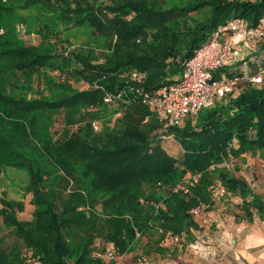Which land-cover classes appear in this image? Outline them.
Wrapping results in <instances>:
<instances>
[{
	"label": "trees",
	"instance_id": "obj_1",
	"mask_svg": "<svg viewBox=\"0 0 264 264\" xmlns=\"http://www.w3.org/2000/svg\"><path fill=\"white\" fill-rule=\"evenodd\" d=\"M35 4H42L54 14L42 25L45 37L57 34L60 26L70 29L89 24L108 41L101 57L92 50L59 53L10 38L0 42V59L11 61L16 74L31 77L57 66L55 60L65 57L63 63L77 65L75 71L67 69L70 74L88 83L82 90L62 83L61 95L40 94L32 98L13 95L0 86V169L15 166L28 172L27 191L32 193L35 206L33 219L24 221L17 217L18 211L24 210V200L1 197L0 213L23 240L33 260L40 264H106L96 253L108 243L121 256L131 252L135 240L150 230L156 229L162 237L168 232L192 236L191 230L200 225L191 210L201 205L210 209L217 181L242 198L239 206L249 221L255 213L264 219L261 195L244 176L220 166L231 155L248 152L259 151L264 160V80L255 83L248 79L245 87L238 84L233 94L200 110L193 125L184 121L169 127L166 134L181 144L182 158L165 149L155 113L135 97V91H128L132 98L129 102L104 99L107 93H118L128 85L154 92L176 82L184 71V61L221 24L242 17L249 25H257L264 16V0L22 3L23 7ZM14 9L0 0V14ZM263 40L249 41L245 47ZM250 60L245 56L243 64L249 65ZM260 70L264 68L255 67L254 74ZM132 71L144 73L143 82L132 80ZM215 76L220 77V71ZM104 113L109 117L95 132L92 122L101 120ZM56 115L65 122L61 132L55 131ZM42 120L49 122L41 125ZM76 162L83 166L86 201L97 216L70 244L64 239V224L71 221L65 214L70 207L60 208V204L76 171ZM48 163L58 171L52 181H48L51 172L45 170ZM188 172L200 174L198 181L189 192L174 190ZM149 187H164L166 193L157 196L148 191ZM152 201L163 202L164 207ZM97 202L102 204L98 213ZM240 216L236 213V220ZM162 248L156 246V252L163 254ZM27 260L18 246H0V264H28Z\"/></svg>",
	"mask_w": 264,
	"mask_h": 264
},
{
	"label": "rangeland",
	"instance_id": "obj_2",
	"mask_svg": "<svg viewBox=\"0 0 264 264\" xmlns=\"http://www.w3.org/2000/svg\"><path fill=\"white\" fill-rule=\"evenodd\" d=\"M25 1L26 0H2L5 5H12L15 7V9L12 12H4L0 14V25L2 28L0 31V42L6 38H10L26 46H36L45 50L51 49L53 52L59 53H67L68 51L87 52L92 50L95 54L100 55V57L101 53L107 49L106 42L108 41V38L95 32V30L89 24L74 25L70 29L60 26V31L57 34L55 33L51 34L49 37H45L43 35V31L41 30L42 25L47 22L48 19L54 14L47 10L42 4L23 7L22 3ZM49 23L51 22L49 21ZM253 43L254 44L252 45H248L247 48L245 47L246 45L244 48L242 45L241 49L239 50L238 61L235 62V65H240L241 72H237V74L233 73L232 76L244 75V73L247 71V75H249L251 78L252 74L254 75L255 67L260 66L264 68V40ZM261 44H263V46ZM247 55L248 58H251L249 65L248 63L243 64V60ZM58 58L59 60H55V64L57 66L45 68L40 73H34L31 77H29L27 74H16L12 70L11 61L0 59V86L6 88V90L13 95H26L28 98H32L40 94H53L56 96L61 95L63 90L61 89V86L59 87V85L62 83L71 84L75 90H82L86 88L88 83H86L84 79L78 78V76L74 73L73 75L70 74V72L67 70L70 69L75 71L77 67L76 63L73 62L68 66L66 63H63V59L65 57ZM251 61L253 62V65L251 64ZM232 69L233 68L231 65H227L221 68L219 71L220 74L225 73L226 75H231L230 73ZM240 80L241 79H239V81ZM104 114L103 116L100 115V118H102L101 120H94L99 121L101 127L109 117L108 115ZM55 117V131L61 132V130L64 128L65 122L61 116L56 115ZM196 120L197 114L186 118L184 121H189L193 125L195 124ZM48 122L49 120H42L40 124L43 125V123L46 124ZM70 127L71 125L68 126V128ZM162 144L170 154L178 158H182L184 150L181 144L174 138V136L162 137ZM263 163L264 160L260 157V152L257 151L254 153H243L239 156L231 155L230 159L227 160L226 163L224 162L220 164V166H225V169L234 175H246L252 188H254L264 200ZM75 167L76 171H74L73 176L70 177L71 181L69 187L65 190V192H63V203L60 204V208L70 207V211L65 215L67 216V219L71 221H67L64 224V239L70 244L74 243L78 239L79 234H81L83 230L90 226L93 219H95L97 216V214L90 209L86 201V189L82 175L83 166L81 163L76 162ZM45 170L51 172L48 181L55 180L56 173L58 172L56 166L48 163ZM190 173L191 172H188L187 174ZM28 183L29 174L26 170L15 166H5L0 169V198L5 197L9 199L24 200V210L18 211L17 213L18 219L24 221H30L33 219L35 209L34 204L31 202L32 193L27 191ZM216 183H218V181ZM150 190L157 196H163L166 193L164 187H149L148 191ZM232 195L234 194H229L227 190L226 193L220 194L217 189L213 187V204L210 206V209L205 208L206 206L202 205L203 210L199 213V215L196 216L200 228L192 229V236H186L185 233L181 237L178 235L180 242L182 241L181 246L177 245V247H167L162 245L164 238L172 232H168L162 237L159 234V231L157 232L156 229H154L155 231L150 230V232H148L146 235L140 236V238L135 240L132 246V254H130L127 260L124 262L131 264L132 261H138L137 258L142 256L152 255L150 258L152 259V257H155L158 254L173 255L179 251H202V249L210 250L208 246L211 247L212 251L213 246L219 247L220 245L215 243L214 240L215 236L218 234L219 228L213 220V211L217 210L220 206L227 207L229 204H231V206L233 205V213L238 212L240 213L241 218L248 220L244 216V211L240 208V206L234 203ZM140 200L141 202H144L143 197H141ZM155 203L156 202L152 201V204L156 205ZM161 205L164 207L163 202ZM95 208L97 213L100 212L102 209V204L97 202ZM251 224L252 222L248 221V231L249 228H251ZM149 240L150 242H148ZM225 242L226 241H223L222 239L220 242L221 247H227ZM12 245H16L21 249L22 254L28 259V264H40L30 257L31 252L25 248L23 240L15 234L13 227L9 226L3 220V217L0 213V246L4 249H9ZM202 245L205 246V248H203ZM156 246H161V248L163 247L162 249L164 251L160 249V252L164 253L162 254L156 252L158 250L156 249ZM151 250L153 251L149 252ZM136 252L140 254L137 255ZM135 257L136 260L134 259ZM116 260L119 261L120 259H105L106 264H117ZM148 261H150L148 258H142L138 262L139 264H146ZM154 262H156V260ZM156 264H158V261Z\"/></svg>",
	"mask_w": 264,
	"mask_h": 264
},
{
	"label": "built area",
	"instance_id": "obj_3",
	"mask_svg": "<svg viewBox=\"0 0 264 264\" xmlns=\"http://www.w3.org/2000/svg\"><path fill=\"white\" fill-rule=\"evenodd\" d=\"M262 38H264V16L254 26L249 25L242 17H234L221 24L209 39L184 61V71L176 82L164 85L154 92L128 85L118 93H107L104 99L106 101L115 100L118 103H121V100L129 102L132 98L128 96V91L131 90L133 93L135 91V97H139L155 113L160 123V137H171L173 135L166 134L169 127L180 125L186 118L198 114L200 110L211 107L217 101L233 94L239 84L240 76L223 73L220 77H216V73L221 68L238 61L242 45L244 47L249 41ZM130 77L141 83L145 74L132 71ZM250 80L255 83L263 82L264 70L252 75ZM96 86L99 85L96 84ZM92 127L95 132L101 129L99 121H93ZM198 179L199 174H187L185 179L174 187V190L189 192L190 186ZM214 187L220 194L226 193V188L220 181ZM155 204L161 206V203ZM202 210L203 206L201 205L193 208L191 212L196 217ZM179 243V236L169 233L164 238L162 245L176 247ZM96 254L108 260L119 257L111 243L106 244L104 250H100Z\"/></svg>",
	"mask_w": 264,
	"mask_h": 264
},
{
	"label": "crops",
	"instance_id": "obj_4",
	"mask_svg": "<svg viewBox=\"0 0 264 264\" xmlns=\"http://www.w3.org/2000/svg\"><path fill=\"white\" fill-rule=\"evenodd\" d=\"M231 67L233 68L231 73L237 74L238 70L241 71L240 65H235L234 63L231 64ZM246 72L244 75H240L242 81L240 80L239 84L242 85V87L246 86L245 81L250 78ZM262 167H264V163ZM244 177L248 180L246 175ZM255 192L258 193L256 190ZM228 193L230 194V192ZM232 196L234 203L239 205L242 198L237 195ZM232 209L233 205L231 206V204H229L227 207L220 206L217 210L213 211V220L219 228L218 234L215 236L214 240L215 243H218L220 246H213L212 251L211 247L208 246L210 250L179 251L173 255L158 254L155 257H152L153 260L150 259L152 255L142 256L137 258L138 261L142 258H148L150 261L146 264H156L157 261L158 264H264V219L255 213L254 219L250 221L252 224L248 231L249 220L241 217L239 220H236V213L238 212L233 213ZM222 239L223 241H226L225 243L227 244V247H221L220 242ZM202 247L205 248L203 245ZM136 253L137 255L140 254L138 252ZM130 254H132V252L119 256L118 259L120 260H116L117 264H121L122 262V264H128L124 261L127 260ZM134 259L136 260V257ZM155 260L156 262H154ZM138 261H132L131 264H139Z\"/></svg>",
	"mask_w": 264,
	"mask_h": 264
}]
</instances>
